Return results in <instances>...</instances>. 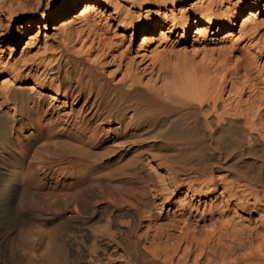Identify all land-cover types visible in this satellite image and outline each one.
<instances>
[{"label": "bare ground", "instance_id": "6f19581e", "mask_svg": "<svg viewBox=\"0 0 264 264\" xmlns=\"http://www.w3.org/2000/svg\"><path fill=\"white\" fill-rule=\"evenodd\" d=\"M0 264H264V0H0Z\"/></svg>", "mask_w": 264, "mask_h": 264}, {"label": "rangeland", "instance_id": "374dc122", "mask_svg": "<svg viewBox=\"0 0 264 264\" xmlns=\"http://www.w3.org/2000/svg\"><path fill=\"white\" fill-rule=\"evenodd\" d=\"M77 13H79V11H76V14H77ZM239 42H241V41H239ZM244 42H245V41H244ZM244 42L242 41V42H241V45H242Z\"/></svg>", "mask_w": 264, "mask_h": 264}, {"label": "snow or ice", "instance_id": "6c2138e0", "mask_svg": "<svg viewBox=\"0 0 264 264\" xmlns=\"http://www.w3.org/2000/svg\"><path fill=\"white\" fill-rule=\"evenodd\" d=\"M146 27H147V25H146Z\"/></svg>", "mask_w": 264, "mask_h": 264}]
</instances>
